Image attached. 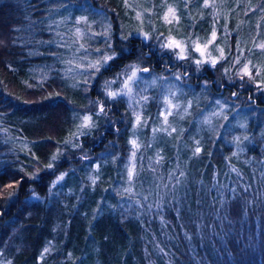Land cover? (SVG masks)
I'll return each instance as SVG.
<instances>
[{
  "label": "trees",
  "instance_id": "1",
  "mask_svg": "<svg viewBox=\"0 0 264 264\" xmlns=\"http://www.w3.org/2000/svg\"><path fill=\"white\" fill-rule=\"evenodd\" d=\"M203 4L0 0V264H264V56L250 48L264 43V0ZM168 5L178 22L162 19ZM62 6L96 18L90 30L82 24L87 53L76 52L74 44L58 46L61 36L71 41L76 18L57 20ZM213 27L217 39L209 50L218 56L219 45L226 57L215 67L204 64L197 71L190 60L160 47L169 34L203 41ZM145 32L152 38L145 40ZM97 48L115 52V59L85 84L75 63L99 58ZM238 55L240 64L226 73ZM248 61L254 79H241L236 72ZM131 64L149 69L141 72L140 88L152 75L157 80L145 93L154 99L135 135L127 100L105 95V81L116 80L111 90H118L120 74ZM157 78L177 92L174 102L191 101L185 125L208 116L211 127L196 134L186 129L151 147L150 129L162 106L155 98L165 88ZM96 101L105 109L99 116ZM216 101L225 103L227 120L211 115L219 111ZM85 114L95 127L76 139L78 117ZM131 139L140 149L133 192L126 193ZM197 140L202 151L194 156ZM157 154L163 157L159 164ZM61 174L64 179L52 187ZM214 185L226 186L222 196Z\"/></svg>",
  "mask_w": 264,
  "mask_h": 264
},
{
  "label": "snow or ice",
  "instance_id": "2",
  "mask_svg": "<svg viewBox=\"0 0 264 264\" xmlns=\"http://www.w3.org/2000/svg\"><path fill=\"white\" fill-rule=\"evenodd\" d=\"M185 3H187V0H185ZM204 7H209V0H204ZM141 14L137 13V19H140ZM162 19L166 23H172L173 21L178 22L179 17L176 15V10L171 6H167V12L164 14ZM74 24L77 25L75 27L74 32L72 35L75 37L74 40L67 41L64 40V37L61 36V40L64 42L58 46L60 47H66L70 46L71 44L78 45V47L75 49L76 52H88L87 43H81L82 40H85V37L87 35V32L85 29H82L81 27H78V25L84 24L88 26V30L91 29V24L89 23L87 16H80L77 17L74 21ZM59 35V34H58ZM96 33H91V36L88 38L91 39V37L95 36ZM107 35V33H105ZM130 35V34H129ZM163 35V34H161ZM144 39H151V35L147 32L143 33ZM127 38V37H123ZM217 39V31L215 27H213L210 35L207 39L201 41V38L196 37L193 39L192 37H189L187 40H178L171 34H169L167 37H164L163 41L160 43V47L163 49H167L171 51L174 55V57L177 60H190L191 63H194L197 67V71L200 70L201 66L204 64H209L212 67H215L216 64L220 60L226 59L225 52L222 47L219 45H216L215 51L219 54L218 56H213L212 51L209 50L210 46L214 44V42ZM259 48L264 49V43H261L258 45ZM108 48H111L110 43L108 44ZM96 52L100 53L99 58L95 60H88L87 64L83 63H75L74 61H67L69 64H74L75 67L78 69H81V75L87 74V78L83 81L85 84L89 82V78H94L96 73H99L101 71V68L106 66L109 61L115 59V52H112L109 54L107 51H101V49L97 48L95 49ZM199 54L198 57L194 54ZM242 55V53H241ZM83 59V58H82ZM241 56H236L234 60L232 61V64L229 68L225 69V72L231 71L235 65L240 64ZM249 64H251V61H248L247 63H244L241 65V67L237 70L236 75L240 77L241 79L244 78V76H247L249 79H254L252 75V70L249 67ZM68 72L73 71V69L70 67L67 69ZM149 72L148 68L141 69L138 64H131L127 65L124 69V71L120 74V76L123 77L121 81V87L117 91L111 90L112 84L116 83V80H110L105 81V95L110 99H116L119 96L127 97L128 98V106L132 110V116L134 117V123H133V135H135V129L138 126H141L142 118H143V110L146 109L148 102L151 99H154L153 97H150L146 95L148 87H151L156 84L157 80L153 79L150 84L145 85V87L140 88V84L143 83V78L138 75L139 72ZM259 74V69L257 70V75ZM184 75H187L186 73ZM120 76L117 77V79L120 78ZM181 75L177 74L175 75L176 80H181ZM162 79V78H157ZM162 84H165L164 91L161 93V97H157L155 99H158L161 103V108L159 109L157 113L158 119H160V127L154 128L153 132H166L167 134L171 135L172 132H176V128L172 127V125L169 123V117L173 116L181 108H183V112L186 114L188 113V110L191 108V101H189L186 105L182 106L178 102H174L177 92L173 91L172 88L167 87L165 81L162 79ZM134 89H139V91H134ZM235 95V93L233 94ZM98 105V111L95 113L96 116H99L101 113H104V105L101 101L94 102ZM217 105L220 106V110L213 112L212 116L221 117L225 120H227V115L224 114V105L220 104V101H216ZM81 120V123L78 125V131L75 134L76 139H79V136L86 135L87 133L84 131L85 129H90L92 127H95V124L93 122L92 115L85 114L82 117H78ZM183 118V117H181ZM144 124H147V120L143 121ZM203 123H211L210 118L205 117ZM241 127H244V125H241ZM169 129L171 131H169ZM247 139V137H245ZM234 141L239 144L240 137H234ZM129 143L132 146V151L129 156V163L126 166L127 168V182L129 184V187L124 189V192L126 193H132L133 189L131 187L134 176L136 175V158H137V152L140 149V145L137 143L136 139H131ZM202 151V148L200 146V141H195V147L193 149V155H198ZM237 155V153H233V156ZM57 159V156L54 154L51 158L52 161H55ZM163 157L157 154V158L155 163L159 164L162 161ZM53 163L49 162L46 167L51 169L53 167ZM99 167V166H97ZM232 171L236 172L237 169L234 167L232 168ZM173 174H170V176ZM184 173L181 172L180 176H183ZM64 179V174H61L56 178L55 181H53L52 187H55L57 183H59L61 180ZM93 183H95V180H93ZM176 184H180V179L176 178ZM7 187L11 188L13 185L9 184ZM167 187V185H165ZM214 187H217V191L222 196L223 192L222 189L226 186L224 185H214ZM175 191V186H173V192ZM229 191L235 193V189H229ZM246 191V189H245ZM147 200V197L144 198ZM139 204L140 202L137 201ZM224 201L221 200V205H223ZM148 210H151L153 208L152 204L146 205ZM155 207L162 212L163 206L160 203H157ZM226 219V217H224ZM45 251H48L45 249Z\"/></svg>",
  "mask_w": 264,
  "mask_h": 264
},
{
  "label": "rangeland",
  "instance_id": "3",
  "mask_svg": "<svg viewBox=\"0 0 264 264\" xmlns=\"http://www.w3.org/2000/svg\"><path fill=\"white\" fill-rule=\"evenodd\" d=\"M58 11V12H57ZM55 14L57 16V20L61 19V18H65V19H69L70 21H72L73 18H70V16L72 14H75L74 17L76 16L77 17H80V16H87L88 17V20L90 23H93L94 21H96V18L92 19L91 17H89V14L92 15V13L90 12H86L84 11L83 9H76L72 6H62V7H59L56 11H55ZM75 18V19H76ZM75 27H77V25H74L72 26L71 28V32L68 34L67 38L69 40H74L75 37L72 35V33L74 32L75 30ZM78 27H81L82 29H85L84 25H78ZM91 36V35H88V37ZM92 38V37H91ZM251 41L252 43H254V39L253 37H251ZM81 43H85L83 40L81 41ZM74 47H78V45H75L74 44ZM251 48V51H255L257 57H263L264 56V49H261L258 47V45H253L250 47ZM72 50V49H71ZM71 53V51H70ZM197 55H199L197 53ZM208 66H210L209 64H206ZM73 67V66H72ZM71 67V68H72ZM73 69V68H72ZM79 71L77 72L79 77L80 78H83V75H81V69H78ZM75 69H73V71L71 72H74ZM142 72V71H141ZM141 72L138 73L139 76H141L143 78V76L141 75ZM146 74H149V72H145ZM97 74V73H96ZM95 74V75H96ZM87 74H84V80L85 78H87L86 76ZM155 79V77L152 75L148 78V80H144V81H148L147 83H151V81ZM90 78H89V82H90ZM77 83L80 82V80H76ZM121 85L119 86V89H120ZM118 89V90H119ZM117 91V90H116ZM119 97H123V96H119ZM124 99L127 100L128 102V98L127 97H123ZM216 103V102H215ZM210 105H213L212 103H209ZM221 105H224V109L226 108L225 107V103L223 102H220ZM213 107H216L218 110H220V106L217 105V103L213 106ZM213 111H214V108H213ZM183 117V118H181ZM208 117V116H206ZM209 118V117H208ZM187 119H189L188 117V114L184 113L183 112V108H181L179 110V112H177L176 114H174L173 116H170L169 117V123L172 125V127L176 128V132H172L171 134L172 135H175L176 133H182V131L184 132L186 129H189L191 131L192 134H196L197 132L198 133H201L204 129L206 128H210L211 127V123H203L205 117L201 118L199 121H197L196 124H193L192 122H187V124L185 125L184 123L187 121ZM160 127V120H158L157 124H155L154 126L151 127L150 129V140H149V145L151 147H156V144H161V142L159 140H162L164 141V137H167V136H170L169 134H167L166 132H153V129L154 128H158ZM169 131H171L169 129ZM155 136V137H154ZM189 161V159H188Z\"/></svg>",
  "mask_w": 264,
  "mask_h": 264
}]
</instances>
